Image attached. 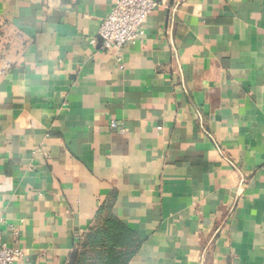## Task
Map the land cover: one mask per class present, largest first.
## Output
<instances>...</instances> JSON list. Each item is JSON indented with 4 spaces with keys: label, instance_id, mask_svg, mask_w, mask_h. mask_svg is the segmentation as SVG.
Segmentation results:
<instances>
[{
    "label": "crops",
    "instance_id": "1",
    "mask_svg": "<svg viewBox=\"0 0 264 264\" xmlns=\"http://www.w3.org/2000/svg\"><path fill=\"white\" fill-rule=\"evenodd\" d=\"M157 1L119 59L115 0H0L26 40L0 81L13 264H66L108 214L127 264H264V0Z\"/></svg>",
    "mask_w": 264,
    "mask_h": 264
},
{
    "label": "built area",
    "instance_id": "2",
    "mask_svg": "<svg viewBox=\"0 0 264 264\" xmlns=\"http://www.w3.org/2000/svg\"><path fill=\"white\" fill-rule=\"evenodd\" d=\"M159 5L157 0H115L110 13L102 21L99 34L102 38V49L107 53L117 55L121 59L125 45L137 39L143 30L148 16ZM9 24L0 19V81L14 65L12 56H20L26 40L19 31L10 30ZM21 45H19V44ZM111 126L119 132H124L116 121ZM211 136V134L209 133ZM236 167V163L228 160ZM23 256L19 247L9 246L2 241L0 235V264H13Z\"/></svg>",
    "mask_w": 264,
    "mask_h": 264
},
{
    "label": "trees",
    "instance_id": "3",
    "mask_svg": "<svg viewBox=\"0 0 264 264\" xmlns=\"http://www.w3.org/2000/svg\"><path fill=\"white\" fill-rule=\"evenodd\" d=\"M138 242L136 234L112 214L103 215L79 240L66 264H127Z\"/></svg>",
    "mask_w": 264,
    "mask_h": 264
}]
</instances>
